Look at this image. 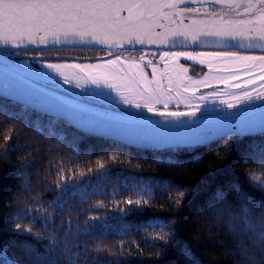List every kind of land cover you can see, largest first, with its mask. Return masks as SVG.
Returning a JSON list of instances; mask_svg holds the SVG:
<instances>
[{
	"label": "trees",
	"instance_id": "trees-1",
	"mask_svg": "<svg viewBox=\"0 0 264 264\" xmlns=\"http://www.w3.org/2000/svg\"><path fill=\"white\" fill-rule=\"evenodd\" d=\"M2 49L34 62L145 48ZM0 264H264V132L138 148L0 96Z\"/></svg>",
	"mask_w": 264,
	"mask_h": 264
},
{
	"label": "water",
	"instance_id": "water-1",
	"mask_svg": "<svg viewBox=\"0 0 264 264\" xmlns=\"http://www.w3.org/2000/svg\"><path fill=\"white\" fill-rule=\"evenodd\" d=\"M217 1L0 0V46L264 50V16L185 18L172 13L175 7ZM0 96L84 133L138 148L189 147L264 132V103L198 117L139 115L68 96L2 63Z\"/></svg>",
	"mask_w": 264,
	"mask_h": 264
},
{
	"label": "rangeland",
	"instance_id": "rangeland-1",
	"mask_svg": "<svg viewBox=\"0 0 264 264\" xmlns=\"http://www.w3.org/2000/svg\"><path fill=\"white\" fill-rule=\"evenodd\" d=\"M172 11L185 18H259L264 0H221ZM0 52V63L47 87L139 115L198 117L264 103V53L145 48L96 61L33 62Z\"/></svg>",
	"mask_w": 264,
	"mask_h": 264
},
{
	"label": "flooded vegetation",
	"instance_id": "flooded-vegetation-1",
	"mask_svg": "<svg viewBox=\"0 0 264 264\" xmlns=\"http://www.w3.org/2000/svg\"><path fill=\"white\" fill-rule=\"evenodd\" d=\"M17 50H22V49H28V48H32V47H15ZM9 54L16 56V54H24V55H29L32 57H28V58H33L35 57L34 55L27 53V52H22V51H15V52H9ZM17 57V56H16ZM27 58V57H26Z\"/></svg>",
	"mask_w": 264,
	"mask_h": 264
},
{
	"label": "bare ground",
	"instance_id": "bare-ground-1",
	"mask_svg": "<svg viewBox=\"0 0 264 264\" xmlns=\"http://www.w3.org/2000/svg\"><path fill=\"white\" fill-rule=\"evenodd\" d=\"M19 72V71H18ZM65 94V93H64Z\"/></svg>",
	"mask_w": 264,
	"mask_h": 264
}]
</instances>
